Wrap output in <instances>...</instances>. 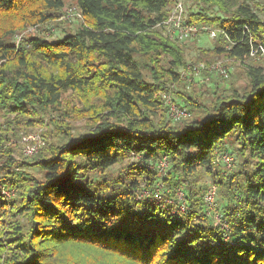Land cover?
<instances>
[{"label":"trees","instance_id":"16d2710c","mask_svg":"<svg viewBox=\"0 0 264 264\" xmlns=\"http://www.w3.org/2000/svg\"><path fill=\"white\" fill-rule=\"evenodd\" d=\"M68 1L83 18L72 34H26L16 46L27 29L56 24L66 0H0V184L16 189L9 200L0 195V264H264V60L245 66L241 91L230 76V88H216L208 103L177 92L193 117L173 124L157 94L183 86L186 49L154 28L171 0ZM190 1L199 10L187 23L225 34L197 49L198 61L242 63L249 40L264 41L248 3ZM69 92L79 106L63 105ZM77 122L83 131L74 135ZM39 127L62 140L16 160L14 141ZM231 139L237 168L214 185L235 246L222 241L198 188ZM130 152L168 158L165 184L183 190L186 217L133 200L152 173L130 166ZM125 159L127 181L107 179Z\"/></svg>","mask_w":264,"mask_h":264},{"label":"built area","instance_id":"2783aa9c","mask_svg":"<svg viewBox=\"0 0 264 264\" xmlns=\"http://www.w3.org/2000/svg\"><path fill=\"white\" fill-rule=\"evenodd\" d=\"M83 21L82 14L75 7H68L60 16L58 21ZM37 27L34 26L27 29L20 35L15 36V45L21 40L22 36L37 32ZM159 34L163 37L182 43L189 39H195L199 35H206L211 39H216L219 35H225L220 29L212 28L203 24H188L185 21L184 6L181 1L175 2L168 13V17L161 23L154 27ZM243 30L248 32L247 28ZM250 50L248 59H258L264 56V41L262 39L251 42L249 40ZM190 69V67H187ZM195 75L200 74L202 71H209L218 73L221 77L227 78L230 74L221 62H216L212 65L199 64L197 67L192 68ZM161 101L168 110V119L171 121H179L189 116L186 108L177 106L171 95V92L164 91L159 93ZM43 146L42 138L39 134H32L23 137L21 140V154L23 159L33 158L40 151ZM216 156V164L222 166L223 171L221 175H226L235 169L236 160L235 156L228 151H220ZM129 165L134 166L139 170H146L152 173V182H148L146 178L139 187L133 191V200L151 206H159L170 211L172 214H177L181 217L188 215L186 200L183 190L180 187L169 188L165 184L166 175L169 168V161L166 156L159 159H145L144 154L130 152L128 158ZM16 194V189L7 188L0 184V195L9 200ZM217 186L210 184L204 193L205 210L208 215L212 216L214 227H217L222 235V241L229 245H239V242L231 238V230L226 222L224 216L217 212Z\"/></svg>","mask_w":264,"mask_h":264},{"label":"rangeland","instance_id":"374dc122","mask_svg":"<svg viewBox=\"0 0 264 264\" xmlns=\"http://www.w3.org/2000/svg\"><path fill=\"white\" fill-rule=\"evenodd\" d=\"M181 1L184 6V12H185V19L187 18L188 14H196L199 10V6L192 4L190 0H171V4L168 8H172V6L175 4V2ZM244 1L245 3H248L254 13L263 21L264 23V0H240ZM65 6L67 7H73L70 1L66 0ZM212 14L215 16H220V12H217L216 9L212 12ZM186 21V20H185ZM187 23V22H186ZM78 23L75 22H67V21H58L56 24H51V25H45L43 27H37V32L34 33L35 35L45 38L49 41H57L62 39L65 35L67 34H72L75 28L78 26ZM189 24V23H188ZM204 25V24H203ZM208 26V25H207ZM214 28V27H212ZM159 33V32H158ZM15 41V39L13 40ZM187 42V43H186ZM184 43V44H183ZM184 48L186 49V67L184 69H180V73L183 78V86H177V85H171L168 86V89L166 90L167 92H171L172 99L174 103L177 106L183 107L184 105L179 101L177 96L175 95L177 92H184L189 96H194L196 98H199L201 101L204 103H208L211 99V95L213 91L217 88L218 90L222 91H227L230 88V76H232V87L236 88L237 90H242L245 88L247 85L246 77H245V66L247 65H253L257 63H263L264 56L260 57L258 59H246L244 62H233L228 59L224 58H219L216 60H206V61H198L197 60V55H198V50L197 49H211L214 44V39H211L210 37L206 35H199L195 37V39H189L186 40L182 43ZM216 62H221L223 66L229 70L230 74L227 78L221 77L218 73L215 72H209V71H202L200 74L195 75L194 72L192 71V68L197 67L199 64H204V65H212ZM187 67H190V69H187ZM191 84V87L188 86ZM190 87V88H188ZM185 90V91H184ZM164 92V91H163ZM160 92V93H163ZM208 93V95H206ZM159 94V93H158ZM157 94V99H160V95ZM162 102V101H161ZM63 105L67 104H72L74 106H79L78 101L76 97L72 93H67L64 95L62 99ZM166 109V107H165ZM189 114L191 111L187 108ZM192 114V113H191ZM190 114V115H191ZM193 117V114L191 115ZM188 118V117H187ZM186 119V118H185ZM181 119L179 120L180 122L185 120ZM191 119V118H189ZM179 121H169L167 118V122H174L173 124L180 123ZM83 125L84 122H77L73 124V127L76 129L75 131L72 132V134L77 135L78 131H83ZM29 134H39V136L42 138L43 144L45 142H50V141H61L62 138L58 136L55 132H53L51 129H48L46 127H39L37 129H32L25 134L20 135V138L14 141V144H12V147L15 149V152L13 154V157L18 160V161H30L33 158L29 159H23L22 154H21V140L23 137L28 136ZM41 134H45V136H41ZM232 143H228L225 147V149H220L217 151L215 154L218 155L217 153L220 151H228L232 155L235 156V147L236 143L234 142L233 139H231ZM42 148V147H41ZM236 165L235 168H237L238 165V160L236 159ZM127 166L126 164V159L121 161L119 164L115 165L114 167L110 168L107 171V179L112 180V181H127L125 178L124 170L125 167ZM27 172L29 171L32 175L36 174L35 170H27V169H20L19 172ZM213 176H208V175H201L200 180L198 181V188L201 192V195L203 191H206V187L209 186L210 184H214L218 181L220 177H222L221 173L223 171L222 166L215 164V169L213 170ZM229 175V174H228ZM91 179L94 180H99L100 177L99 175H92ZM217 211H219V214H222L224 216L225 210H223L226 205L223 202V200L219 199V196L217 198Z\"/></svg>","mask_w":264,"mask_h":264}]
</instances>
